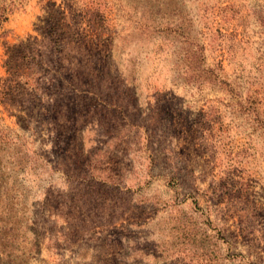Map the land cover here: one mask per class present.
I'll return each mask as SVG.
<instances>
[{
    "label": "rangeland",
    "instance_id": "obj_1",
    "mask_svg": "<svg viewBox=\"0 0 264 264\" xmlns=\"http://www.w3.org/2000/svg\"><path fill=\"white\" fill-rule=\"evenodd\" d=\"M0 264H264V0H0Z\"/></svg>",
    "mask_w": 264,
    "mask_h": 264
},
{
    "label": "trees",
    "instance_id": "obj_2",
    "mask_svg": "<svg viewBox=\"0 0 264 264\" xmlns=\"http://www.w3.org/2000/svg\"><path fill=\"white\" fill-rule=\"evenodd\" d=\"M6 19V16H5V12H0V23L2 20H5Z\"/></svg>",
    "mask_w": 264,
    "mask_h": 264
}]
</instances>
